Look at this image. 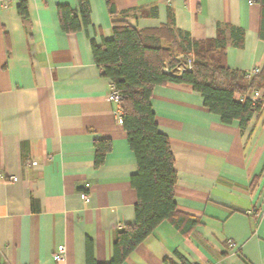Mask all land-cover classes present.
I'll use <instances>...</instances> for the list:
<instances>
[{"label":"crops","instance_id":"obj_1","mask_svg":"<svg viewBox=\"0 0 264 264\" xmlns=\"http://www.w3.org/2000/svg\"><path fill=\"white\" fill-rule=\"evenodd\" d=\"M25 3L27 19L18 0L0 7V173L18 177L0 180V264H87L89 240L94 259L108 263L117 230L135 222L137 202L136 157L119 105L108 98L112 81L92 52V39L112 38V18L106 0H90L91 24L66 33L58 7L78 10L79 0ZM116 4L129 25L171 29L175 53L186 42L216 38L221 25L230 68L264 66L257 2ZM152 106L174 154L178 209L198 224L183 233L162 222L123 264H264V104L246 126L228 124L191 84L170 82L155 87ZM97 139L112 142L99 167ZM87 182L89 203L80 196ZM59 245L62 261L55 259Z\"/></svg>","mask_w":264,"mask_h":264},{"label":"trees","instance_id":"obj_2","mask_svg":"<svg viewBox=\"0 0 264 264\" xmlns=\"http://www.w3.org/2000/svg\"><path fill=\"white\" fill-rule=\"evenodd\" d=\"M20 2L19 12L27 19L28 10ZM79 9L68 5L58 7L60 26L66 33L76 32L91 24L90 0H79ZM261 5L260 36L264 37V0ZM113 23V36L100 44L92 39V52L104 76L111 79L121 93L122 124L128 144L137 161V171L131 177L136 190L135 222L117 230L114 255L110 262L99 263L88 241L87 264H123L126 258L164 221H169L183 233H188L198 219L181 212L175 200L177 171L169 137L160 131L152 106L156 86L188 83L200 92L204 105L220 116L224 123L239 121L246 126L264 102L253 103L243 97L252 90L264 89V66L258 75L247 78L244 71L230 68L225 61L226 38L219 26L217 37L192 45H178L175 53L172 35L162 29H138L129 25L125 12L116 0H106ZM124 15V16H123ZM239 46H243L244 30L238 28ZM164 35L170 44L164 46ZM178 51V49H177ZM193 53L192 69L183 68L185 54ZM183 54V55H182ZM168 68L166 71L165 68ZM95 164L101 166L112 149L110 139L95 141ZM184 264H188L184 262Z\"/></svg>","mask_w":264,"mask_h":264},{"label":"built area","instance_id":"obj_3","mask_svg":"<svg viewBox=\"0 0 264 264\" xmlns=\"http://www.w3.org/2000/svg\"><path fill=\"white\" fill-rule=\"evenodd\" d=\"M18 1L22 2L23 0H18ZM250 1H254V0H250ZM11 2L12 0H0V7L7 8ZM194 60H195L194 54L191 52L188 53V55L186 56V60H185V64L183 68L192 69ZM165 70L167 71L168 68L166 67ZM260 71L261 70L259 68H253V69L245 71V75L247 78L251 79L254 75H258ZM247 97L251 98L254 104L261 102L262 99L264 98V89H255L253 90V92L247 93L243 97V99ZM108 98L111 101H114L115 103L119 105L117 117H118V120L121 122L122 121V110H121L122 96H121V93L116 89L113 83H112L110 92L108 94ZM27 164H30V162H27ZM0 180L16 182L18 180V177L15 175H6L3 173H0ZM90 188H91V184L87 182L84 184L83 189L80 191V196L86 203H89L91 201V196L89 194ZM229 243L231 246L235 245V243L232 240H230ZM65 258H66L65 245H59L57 253L55 255V259L57 261H62V260H65Z\"/></svg>","mask_w":264,"mask_h":264},{"label":"rangeland","instance_id":"obj_4","mask_svg":"<svg viewBox=\"0 0 264 264\" xmlns=\"http://www.w3.org/2000/svg\"><path fill=\"white\" fill-rule=\"evenodd\" d=\"M182 55H183V54H182ZM184 55H185V57H184V58H186V56H187L188 54H185V53H184Z\"/></svg>","mask_w":264,"mask_h":264}]
</instances>
